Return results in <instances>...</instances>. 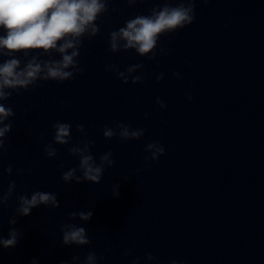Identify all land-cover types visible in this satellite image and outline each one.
<instances>
[{
    "label": "clouds",
    "instance_id": "obj_1",
    "mask_svg": "<svg viewBox=\"0 0 264 264\" xmlns=\"http://www.w3.org/2000/svg\"><path fill=\"white\" fill-rule=\"evenodd\" d=\"M114 0H0V58L8 57L0 62V213L15 196L17 206L14 209L15 215L9 218L10 225L7 238L0 235V248H15L23 236L22 230L14 227L17 218L28 216L32 210L40 206L51 209L60 207L57 194L54 192L35 191L31 195H16L17 185L10 180L7 190L3 189V176L13 174L11 164L5 169L3 167V156L6 152V137L13 129L10 118L15 117L13 108L6 106L4 101L12 97L13 92L17 95L20 90H28L40 86L39 82L56 81L63 83L74 80L82 74L85 69L79 62L80 49L84 40L91 41L101 32L98 21L109 13V5ZM128 7H133L143 0H121ZM210 0H163V5L153 7L148 15H136L125 21L124 26L112 30L108 34V51L110 53L128 52L134 50L140 57H147L148 60H155L157 55H168L170 49L160 47L158 43L162 36L184 29L191 25L195 19L197 3H209ZM111 11H116L112 9ZM37 53L36 55H30ZM53 53L59 55V59L53 58ZM22 54L26 62L17 58ZM47 56L48 59L41 57ZM30 57V58H29ZM144 64L135 63L127 66L125 70L120 65L109 63L105 65L106 72L113 73L124 84L131 82L133 85L143 83L147 79L143 72ZM173 78L183 80L180 72H173ZM165 78L161 72L156 76L160 82ZM189 102L193 97L186 93ZM155 103L160 109H166L167 104L156 98ZM147 115V114H145ZM72 125L70 123L57 121L52 125V141L44 145V154L47 158H56L58 150L55 145L67 146L70 156L78 160V166L69 168L62 173L61 179L64 183L90 182L99 184L107 169L114 166L112 152H105L99 156L97 161L92 153L95 146L93 140H82L72 144ZM78 133L87 135L82 124L76 125ZM143 128H132L130 124L115 122V127L105 126L102 135L106 140L118 138L122 142L129 140H140L144 136ZM45 133H40L43 139ZM144 151L148 153L145 161L158 162L165 154V148L159 141H152L146 144ZM63 168L64 164L61 163ZM24 168L16 169L17 176L24 175ZM142 169H137V172ZM79 173V175L77 174ZM119 184L112 185V196L118 198L120 195ZM93 217V212L72 211L68 213V220L79 219L87 222ZM52 218L49 217V220ZM2 215H0V230H2ZM62 233L61 243L64 246H87L91 244L85 227L77 226L71 222L60 225ZM129 253L125 252L127 256ZM103 257L96 252H88L81 264H98ZM79 256L72 257V264H77ZM147 261L155 260V257L146 254ZM31 264H39L33 258ZM61 264H69L62 261ZM132 264H139L138 259ZM177 264V261H171Z\"/></svg>",
    "mask_w": 264,
    "mask_h": 264
}]
</instances>
